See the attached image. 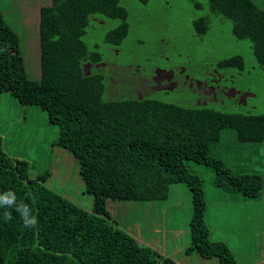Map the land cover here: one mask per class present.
Instances as JSON below:
<instances>
[{"label": "trees", "instance_id": "1", "mask_svg": "<svg viewBox=\"0 0 264 264\" xmlns=\"http://www.w3.org/2000/svg\"><path fill=\"white\" fill-rule=\"evenodd\" d=\"M208 2L213 13L231 20L235 38L251 41L264 67V8L253 0ZM93 13L122 19L105 34V41L120 43L128 23L119 0H50L39 8L40 79L33 80L18 34L0 10V93L46 111L48 121L58 126L53 144L74 155L92 197L91 209H84L44 184L48 171L30 177L28 161L7 153L0 135V197L15 194L11 204L0 201V264H181L119 227L105 204L107 198L165 200L175 183L188 187L192 203L186 252L236 264L229 246L210 238L202 178L185 161L211 166L214 184L223 190L249 198L264 194V175L234 171L208 152L209 144L229 128L239 142H263L264 113L184 106L154 96L105 98V75L83 70L85 63L102 60L82 39ZM193 24L198 33L207 29L205 17ZM217 67L241 70L244 60L235 54ZM25 210L36 217L35 226H24Z\"/></svg>", "mask_w": 264, "mask_h": 264}, {"label": "rangeland", "instance_id": "2", "mask_svg": "<svg viewBox=\"0 0 264 264\" xmlns=\"http://www.w3.org/2000/svg\"><path fill=\"white\" fill-rule=\"evenodd\" d=\"M253 1L264 8V0ZM35 3L39 0H0V10L18 34L28 77L39 80L38 16L28 18L27 23L23 20L27 5ZM119 4L127 11L128 23L120 43L105 41V34L122 19L97 13L89 16L82 36L89 50L97 49L101 54V63H85L83 70L105 75V98L154 96L184 106L264 113V67L257 63L251 41L235 38L231 20L213 13L208 0H119ZM199 17L207 22L204 33H198L193 24ZM235 54L243 57V69L217 67L220 60ZM156 70H173L175 86L170 90L148 86L143 77L149 80ZM198 98L202 102L198 103ZM57 134V124L48 121L44 109L21 104L10 93H0V135L7 153L26 159L32 178L48 171L44 180L47 187L91 209L92 197L84 189L76 158L65 147L53 144ZM208 152L234 171L264 175V142H239L233 129L223 130L220 139L209 144ZM185 165L202 178L210 238L223 240L239 264L247 261V256L250 261L264 259V194L249 198L228 192L214 184L211 166L191 160ZM105 204L110 219L129 228L142 244L152 236L160 238L158 246L165 244L166 250L171 244H190L192 203L184 183L172 184L165 200L107 198ZM176 258L191 264L217 263L216 257L204 258L195 251L180 252Z\"/></svg>", "mask_w": 264, "mask_h": 264}, {"label": "crops", "instance_id": "3", "mask_svg": "<svg viewBox=\"0 0 264 264\" xmlns=\"http://www.w3.org/2000/svg\"><path fill=\"white\" fill-rule=\"evenodd\" d=\"M50 4V0H39V3H35L32 6L31 5H27V7L25 8V11H23L25 14L23 16V20L25 21V23H27V19L31 18V17H36L38 16V20H37V25L39 23V8L43 5H48ZM1 9V8H0ZM2 12V11H1ZM33 14V15H32ZM3 15V12H2ZM3 18L5 19L4 15ZM6 21V20H5ZM264 142V141H263ZM262 143V142H260ZM11 156H15V155H11ZM17 157V156H15ZM90 210V209H88ZM130 234H132L136 240L139 239V236L134 235L133 233L130 232L129 228L126 229ZM171 231H180V230H171ZM135 232V230H134ZM137 234V233H136ZM165 233L163 234V239L165 238ZM173 240H175L172 237ZM179 240V239H178ZM186 240V239H185ZM190 240V239H189ZM219 240V239H216ZM223 241V240H222ZM161 240L160 238H158L157 236H152L150 237L149 241H144V245H147L151 248H153L154 250H156L160 255H165V256H169L171 258H173L174 260H176L177 262L181 263V264H191V261H188L187 263H183L182 259H177L176 255L180 252L186 253V248L189 246L186 243H183L182 245L178 246V243L176 244V246H174V244H171L169 250H166V245L165 244H161L160 246H158L160 244ZM191 253H189L190 255ZM263 257V256H262ZM197 262V261H196ZM261 262H264V259L260 260L259 262H257V259L254 261H250V258L247 256V261L242 262V264H259ZM197 264H219L218 260L217 263L215 262H204V261H198ZM236 264H239L237 262V257H236Z\"/></svg>", "mask_w": 264, "mask_h": 264}, {"label": "flooded vegetation", "instance_id": "4", "mask_svg": "<svg viewBox=\"0 0 264 264\" xmlns=\"http://www.w3.org/2000/svg\"><path fill=\"white\" fill-rule=\"evenodd\" d=\"M101 63V62H100ZM181 74V73H179ZM175 74L173 73V70L165 71V70H156L155 74L151 76L149 80H146L145 77H143V80L147 81L150 87H155L158 90L164 89V90H170L172 89L176 83H173ZM180 77V75H179ZM178 77V78H179ZM197 102H202L201 99H197Z\"/></svg>", "mask_w": 264, "mask_h": 264}, {"label": "clouds", "instance_id": "5", "mask_svg": "<svg viewBox=\"0 0 264 264\" xmlns=\"http://www.w3.org/2000/svg\"><path fill=\"white\" fill-rule=\"evenodd\" d=\"M15 199V194L13 193L12 195H6L3 197H0V201L6 202L8 204H11L13 200ZM8 217L10 218V214H7ZM23 216L25 217L23 222L25 227H31L35 226L37 223V219L34 215H31L30 217L28 216L27 210L23 213Z\"/></svg>", "mask_w": 264, "mask_h": 264}]
</instances>
